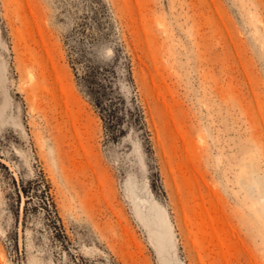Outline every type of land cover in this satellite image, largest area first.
Instances as JSON below:
<instances>
[{"label": "rangeland", "instance_id": "obj_1", "mask_svg": "<svg viewBox=\"0 0 264 264\" xmlns=\"http://www.w3.org/2000/svg\"><path fill=\"white\" fill-rule=\"evenodd\" d=\"M157 208L264 264V0H0V264H166Z\"/></svg>", "mask_w": 264, "mask_h": 264}, {"label": "bare ground", "instance_id": "obj_2", "mask_svg": "<svg viewBox=\"0 0 264 264\" xmlns=\"http://www.w3.org/2000/svg\"><path fill=\"white\" fill-rule=\"evenodd\" d=\"M153 223L155 225L154 233L159 245L160 254L164 257L166 264H173L169 256L175 251L176 244L168 217L162 209H156Z\"/></svg>", "mask_w": 264, "mask_h": 264}]
</instances>
